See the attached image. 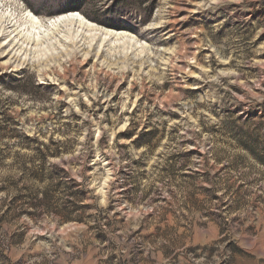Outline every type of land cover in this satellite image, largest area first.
I'll use <instances>...</instances> for the list:
<instances>
[{
	"label": "rangeland",
	"instance_id": "1",
	"mask_svg": "<svg viewBox=\"0 0 264 264\" xmlns=\"http://www.w3.org/2000/svg\"><path fill=\"white\" fill-rule=\"evenodd\" d=\"M12 3L127 36L0 34V264H264V0Z\"/></svg>",
	"mask_w": 264,
	"mask_h": 264
},
{
	"label": "bare ground",
	"instance_id": "2",
	"mask_svg": "<svg viewBox=\"0 0 264 264\" xmlns=\"http://www.w3.org/2000/svg\"><path fill=\"white\" fill-rule=\"evenodd\" d=\"M12 0H0V34L4 41L11 43L43 45L52 39L66 42L67 39L77 43L82 31H99L106 38L124 39L127 33L100 27L89 21L81 12L68 11L43 20L32 11L22 12L16 6L12 7ZM63 38V39H62ZM20 45V43H19Z\"/></svg>",
	"mask_w": 264,
	"mask_h": 264
}]
</instances>
